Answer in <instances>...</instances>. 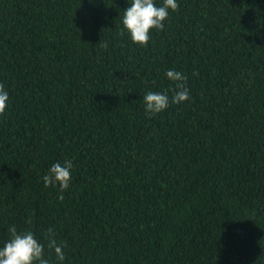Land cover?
I'll list each match as a JSON object with an SVG mask.
<instances>
[{"label": "trees", "instance_id": "16d2710c", "mask_svg": "<svg viewBox=\"0 0 264 264\" xmlns=\"http://www.w3.org/2000/svg\"><path fill=\"white\" fill-rule=\"evenodd\" d=\"M129 2L0 0V246L14 224L53 264L49 228L64 264H264V0H177L146 45ZM169 69L190 99L148 114Z\"/></svg>", "mask_w": 264, "mask_h": 264}, {"label": "clouds", "instance_id": "9594fccd", "mask_svg": "<svg viewBox=\"0 0 264 264\" xmlns=\"http://www.w3.org/2000/svg\"><path fill=\"white\" fill-rule=\"evenodd\" d=\"M178 7L177 0H162L159 5L156 0H130L124 9L123 29L130 35L133 43L146 45L150 38V31L162 30L169 11H175ZM165 76L175 84L174 94L169 97L165 92H147L143 100L148 114L156 115L165 111L170 103L182 104L190 99L185 74L169 69ZM9 99V92L3 84H0V115L5 113ZM72 167L70 160H65L63 164L56 162L42 178L45 187L60 188V199H63V191L69 188ZM7 232L10 234L9 238L0 246V264H53L51 256L45 251V243L41 242L32 231H18L13 224L8 226ZM44 240L47 242V248L54 253L55 264H64L66 259L64 246L57 241L53 229L47 230Z\"/></svg>", "mask_w": 264, "mask_h": 264}]
</instances>
